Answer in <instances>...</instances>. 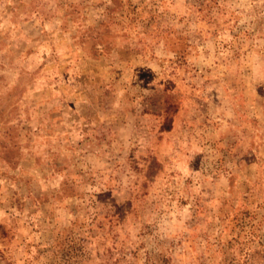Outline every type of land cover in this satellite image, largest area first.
<instances>
[{
    "label": "rangeland",
    "instance_id": "374dc122",
    "mask_svg": "<svg viewBox=\"0 0 264 264\" xmlns=\"http://www.w3.org/2000/svg\"><path fill=\"white\" fill-rule=\"evenodd\" d=\"M0 264H264V0H0Z\"/></svg>",
    "mask_w": 264,
    "mask_h": 264
}]
</instances>
